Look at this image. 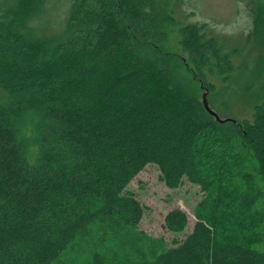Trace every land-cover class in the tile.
I'll return each mask as SVG.
<instances>
[{
	"label": "trees",
	"instance_id": "16d2710c",
	"mask_svg": "<svg viewBox=\"0 0 264 264\" xmlns=\"http://www.w3.org/2000/svg\"><path fill=\"white\" fill-rule=\"evenodd\" d=\"M155 3L71 0L51 38L30 23L44 0H0V264H264V100L251 118L217 122L177 72L190 61L194 75L226 73L229 54L197 29L182 30L187 58L164 50ZM31 111L33 146L16 128ZM148 164L171 188L203 191L171 245L137 230L145 207L128 185ZM187 222L173 208L163 227Z\"/></svg>",
	"mask_w": 264,
	"mask_h": 264
},
{
	"label": "rangeland",
	"instance_id": "374dc122",
	"mask_svg": "<svg viewBox=\"0 0 264 264\" xmlns=\"http://www.w3.org/2000/svg\"><path fill=\"white\" fill-rule=\"evenodd\" d=\"M70 1L44 0L43 9L30 21L39 36L52 38L61 33ZM252 2L253 0H156L152 12L157 17L156 24L151 29L167 36L162 45L164 50L187 58L180 42L182 30L197 29V33L205 39L215 42L221 54H229L231 70L226 73L220 72L216 67L212 70V64H204L201 67L203 73L199 72L200 76H195V65L190 61L189 67L181 65L177 72V77L182 81H191L199 100L205 83L213 85L207 94L208 104L222 119L251 118L255 105L264 100V29L256 27L254 23ZM256 3L260 1L257 0ZM191 33L194 35V31ZM51 38L49 39L52 40ZM201 78L204 81L202 83L199 80ZM9 98V92L0 88V103L7 102ZM36 119L37 113L31 111L16 123L18 136L30 145L36 135ZM249 167L250 162L245 165V169ZM262 187L263 197L257 204L260 211H264L263 184ZM128 189L145 207L137 230L151 237H162L169 245L173 239L182 240L191 231L196 221L195 206L203 197L199 185L184 179L179 187L171 188L162 180L157 165L148 164L133 178ZM173 208H180L187 215V226L181 233H172L163 227L165 214ZM258 231L264 240V222ZM259 248L264 249V241ZM80 257L83 262L88 257L87 251H83Z\"/></svg>",
	"mask_w": 264,
	"mask_h": 264
},
{
	"label": "water",
	"instance_id": "95a60500",
	"mask_svg": "<svg viewBox=\"0 0 264 264\" xmlns=\"http://www.w3.org/2000/svg\"><path fill=\"white\" fill-rule=\"evenodd\" d=\"M207 89H205L203 92H202V95H201V102L205 108V110L214 117V119L217 121V122H225V121H228V120H233V119H222L220 118L210 107H209V104H208V99H207ZM235 121V120H234Z\"/></svg>",
	"mask_w": 264,
	"mask_h": 264
}]
</instances>
